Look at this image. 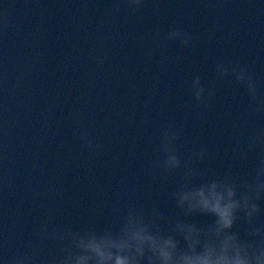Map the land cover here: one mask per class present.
<instances>
[{"label":"water","instance_id":"1","mask_svg":"<svg viewBox=\"0 0 264 264\" xmlns=\"http://www.w3.org/2000/svg\"><path fill=\"white\" fill-rule=\"evenodd\" d=\"M121 7L122 0H0V256L21 251L45 226H108L126 202L178 215L167 199L178 177L149 173L166 124L183 129L189 150L208 146L198 166L209 174H250L256 163L255 154L241 163L233 153L264 127V116L250 114L246 89L217 79L214 64L248 63L264 91V0ZM173 27L193 33L194 46L161 47ZM209 31L216 39L201 43ZM103 52L101 67L94 54ZM196 73L216 89L208 108L197 109L188 91ZM73 112L103 151L81 145Z\"/></svg>","mask_w":264,"mask_h":264},{"label":"clouds","instance_id":"2","mask_svg":"<svg viewBox=\"0 0 264 264\" xmlns=\"http://www.w3.org/2000/svg\"><path fill=\"white\" fill-rule=\"evenodd\" d=\"M147 3L122 0L118 11L140 12ZM216 9V3L209 4L210 11ZM2 22L6 28V10ZM199 39L210 44L216 34L205 32ZM196 40L187 28L173 27L159 43L161 47L177 43L187 49ZM94 58L102 67L108 53L94 54ZM214 73L217 79H234L243 86L250 114L264 116V91L248 63L227 65L217 60ZM188 91L197 109L208 108L216 96V89L205 85L199 73L192 76ZM69 118L79 125L80 143L89 153L104 150L90 127L81 123L79 112L70 113ZM182 132L174 124L160 129L159 157L149 169L150 174L178 177L167 194L178 215L170 216L159 205L148 212L126 202L114 208V223L103 228L77 229L70 224L40 228L21 251L0 256L2 264H264V127L254 128L233 153L241 163L256 155L250 174L232 170L209 174L198 166L206 160L208 146L189 150ZM203 217L210 219L202 222Z\"/></svg>","mask_w":264,"mask_h":264}]
</instances>
